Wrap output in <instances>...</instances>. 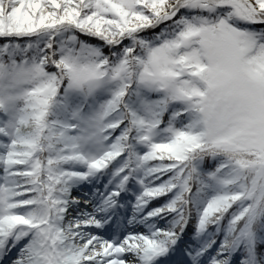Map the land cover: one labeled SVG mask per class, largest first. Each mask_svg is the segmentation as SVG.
<instances>
[{
  "label": "snow or ice",
  "instance_id": "obj_1",
  "mask_svg": "<svg viewBox=\"0 0 264 264\" xmlns=\"http://www.w3.org/2000/svg\"><path fill=\"white\" fill-rule=\"evenodd\" d=\"M0 264H264V0H0Z\"/></svg>",
  "mask_w": 264,
  "mask_h": 264
}]
</instances>
